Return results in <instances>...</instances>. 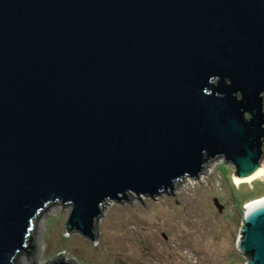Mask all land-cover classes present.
Returning a JSON list of instances; mask_svg holds the SVG:
<instances>
[{
    "label": "water",
    "instance_id": "water-1",
    "mask_svg": "<svg viewBox=\"0 0 264 264\" xmlns=\"http://www.w3.org/2000/svg\"><path fill=\"white\" fill-rule=\"evenodd\" d=\"M263 146L264 0H0V264H37L51 203L95 241L108 200L173 195L216 158L246 178ZM235 245L264 264V201Z\"/></svg>",
    "mask_w": 264,
    "mask_h": 264
},
{
    "label": "rangeland",
    "instance_id": "rangeland-1",
    "mask_svg": "<svg viewBox=\"0 0 264 264\" xmlns=\"http://www.w3.org/2000/svg\"><path fill=\"white\" fill-rule=\"evenodd\" d=\"M233 175L234 168L216 158L198 179L176 183L173 195L163 192L153 200L130 193V201L108 200L95 241L63 232L71 205L51 203L33 224L32 255L37 264L61 254L76 264H243L248 258L236 249L235 238L246 203L264 196V174L239 184ZM17 260L30 264L24 252Z\"/></svg>",
    "mask_w": 264,
    "mask_h": 264
},
{
    "label": "bare ground",
    "instance_id": "bare-ground-1",
    "mask_svg": "<svg viewBox=\"0 0 264 264\" xmlns=\"http://www.w3.org/2000/svg\"><path fill=\"white\" fill-rule=\"evenodd\" d=\"M263 174H264V170H263V165H260V167H259V169L255 172V173H253L252 175H250V176H248V177H246V178H238V177H236V176H234L233 175V181L236 183V184H239V183H242V182H250V181H252V180H254V179H257V178H260V177H262L263 176ZM180 183V182H179ZM262 201H264V196H262V197H257L256 199H253V200H251V201H248L247 203H246V205H247V207H250V206H252V205H255L256 203H260V202H262ZM48 206V205H47ZM49 208H50V206H49ZM48 207L46 208V210H48L49 209ZM103 209V208H102ZM102 209H101V211H102ZM45 210V211H46ZM44 212V211H43ZM42 214V212L39 214V216ZM38 218V217H37ZM38 220V219H37ZM98 221V220H97ZM37 224V223H36ZM18 261V264H19V260H17Z\"/></svg>",
    "mask_w": 264,
    "mask_h": 264
},
{
    "label": "built area",
    "instance_id": "built-area-1",
    "mask_svg": "<svg viewBox=\"0 0 264 264\" xmlns=\"http://www.w3.org/2000/svg\"><path fill=\"white\" fill-rule=\"evenodd\" d=\"M263 151H264V147H263ZM263 161H264V155H263V157H262V160H261L260 165H262Z\"/></svg>",
    "mask_w": 264,
    "mask_h": 264
},
{
    "label": "trees",
    "instance_id": "trees-1",
    "mask_svg": "<svg viewBox=\"0 0 264 264\" xmlns=\"http://www.w3.org/2000/svg\"><path fill=\"white\" fill-rule=\"evenodd\" d=\"M30 246H32V243H30ZM31 252V251H30Z\"/></svg>",
    "mask_w": 264,
    "mask_h": 264
}]
</instances>
